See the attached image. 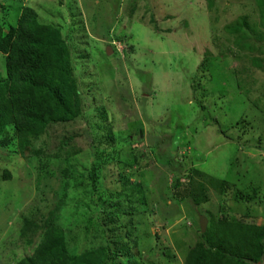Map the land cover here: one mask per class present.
<instances>
[{
	"label": "rangeland",
	"instance_id": "1",
	"mask_svg": "<svg viewBox=\"0 0 264 264\" xmlns=\"http://www.w3.org/2000/svg\"><path fill=\"white\" fill-rule=\"evenodd\" d=\"M22 6L64 41L79 110L25 152L7 126L0 264L49 218L69 255L121 264H183L198 215L264 223V0H0L4 28Z\"/></svg>",
	"mask_w": 264,
	"mask_h": 264
},
{
	"label": "trees",
	"instance_id": "2",
	"mask_svg": "<svg viewBox=\"0 0 264 264\" xmlns=\"http://www.w3.org/2000/svg\"><path fill=\"white\" fill-rule=\"evenodd\" d=\"M262 23L264 26V16ZM242 27H248L244 17L227 28L239 33ZM0 53L5 71V78L0 80V145L7 143L5 135L10 126L25 152L29 139L42 133L47 124L75 117L78 89L58 31L38 23L35 11L28 6L20 8L15 25L4 28L0 22ZM3 177L7 179L9 173ZM200 183L218 193L229 187L225 180L213 177ZM189 184L185 189L191 194ZM37 226L42 230L40 241L15 264H121L108 262L118 254L109 253L107 248L104 255L105 251L69 255L63 230L51 218ZM183 264H264V223L220 215L199 233V240L187 249Z\"/></svg>",
	"mask_w": 264,
	"mask_h": 264
},
{
	"label": "water",
	"instance_id": "3",
	"mask_svg": "<svg viewBox=\"0 0 264 264\" xmlns=\"http://www.w3.org/2000/svg\"><path fill=\"white\" fill-rule=\"evenodd\" d=\"M198 223H199L200 232H203L206 226V218L202 215H198Z\"/></svg>",
	"mask_w": 264,
	"mask_h": 264
}]
</instances>
